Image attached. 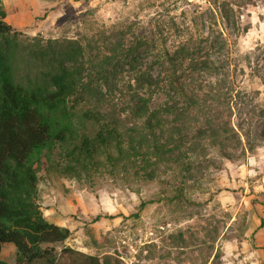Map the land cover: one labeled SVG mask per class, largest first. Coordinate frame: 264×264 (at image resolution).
I'll use <instances>...</instances> for the list:
<instances>
[{
	"label": "trees",
	"instance_id": "trees-1",
	"mask_svg": "<svg viewBox=\"0 0 264 264\" xmlns=\"http://www.w3.org/2000/svg\"><path fill=\"white\" fill-rule=\"evenodd\" d=\"M5 18L0 0V264H11L1 258L5 244L15 248L12 264H124L115 250L100 256L65 244L71 230L41 210L40 171L91 183L100 175L168 179L175 193L166 200L192 205L201 172L215 165L211 152L231 160L239 132L246 142L264 140V107L247 105V129L230 122L224 103L234 89L217 34L206 49L162 53L154 40L126 42L121 27L83 44L29 36ZM142 54L151 61L143 63ZM202 228L212 239L219 235L218 227Z\"/></svg>",
	"mask_w": 264,
	"mask_h": 264
},
{
	"label": "rangeland",
	"instance_id": "rangeland-1",
	"mask_svg": "<svg viewBox=\"0 0 264 264\" xmlns=\"http://www.w3.org/2000/svg\"><path fill=\"white\" fill-rule=\"evenodd\" d=\"M38 1L39 19L49 18L40 29L16 28L21 33L73 38L85 44L99 42L103 34L121 27L128 31L126 42L154 40L162 53L181 45L206 49L217 34L225 47L220 59L234 89L224 103L232 109L234 129L237 123L249 127L247 105L264 107V0ZM142 55L143 63L151 61L150 54ZM124 79L132 83L127 75ZM222 119L229 121L227 112ZM239 134L242 144L230 150L231 160L215 152L209 155L215 165L203 169L191 192L198 204H170L166 196L175 190L168 179L134 183L100 175L91 183L40 171L41 210L48 221L71 230L65 244L82 252L101 256L115 250L124 264H211L217 253L212 264H220L226 241L236 240L240 247L249 214L264 204V140L249 137L246 142ZM142 201L152 202L138 211ZM97 215L100 218L93 221ZM203 225L211 231L218 227L219 235L208 237ZM92 239L98 241L96 245ZM14 254L13 245L2 247L6 262L12 264Z\"/></svg>",
	"mask_w": 264,
	"mask_h": 264
},
{
	"label": "crops",
	"instance_id": "crops-1",
	"mask_svg": "<svg viewBox=\"0 0 264 264\" xmlns=\"http://www.w3.org/2000/svg\"><path fill=\"white\" fill-rule=\"evenodd\" d=\"M6 8L5 20L15 28L30 27L28 29H40L44 20L39 19L42 7L38 0H2ZM33 27V28H32ZM259 209H252L248 227L245 231V239L237 246V241H226V255L222 256L220 264H264V204H259ZM48 219V217L44 214ZM55 224L62 225L58 222ZM226 244V245H227ZM240 248V250H237Z\"/></svg>",
	"mask_w": 264,
	"mask_h": 264
}]
</instances>
